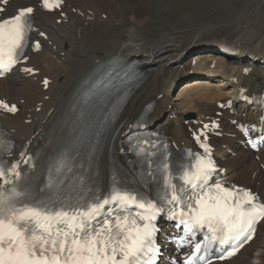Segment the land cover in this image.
Instances as JSON below:
<instances>
[{
  "label": "bare ground",
  "instance_id": "obj_1",
  "mask_svg": "<svg viewBox=\"0 0 264 264\" xmlns=\"http://www.w3.org/2000/svg\"><path fill=\"white\" fill-rule=\"evenodd\" d=\"M130 1L63 0L58 11L47 13L39 0H9L3 18L31 6L33 40L41 46L18 70L0 80V100L18 106L13 116L0 113V122L16 148L37 140L67 92L95 63L110 57L136 58L147 79L128 100L121 121L130 125L154 101L151 124L169 131L175 146L194 148L189 130L197 132L208 125L204 131L210 134V122L221 112L218 132L222 137L211 138L219 173L226 182L251 189L264 202V148L257 156L251 154L240 145L230 123L252 122L260 113L247 108L242 97L264 91V0H208L227 1L217 22L212 23L213 11L199 18L182 12L177 26L161 16L165 10H174L179 0H160L159 18L138 16ZM230 49L240 57H229ZM45 79L46 87L41 85ZM179 81L184 82L171 95ZM228 100L231 113L217 107ZM12 156L18 159L17 152ZM222 264H264V219L254 240Z\"/></svg>",
  "mask_w": 264,
  "mask_h": 264
},
{
  "label": "snow or ice",
  "instance_id": "obj_2",
  "mask_svg": "<svg viewBox=\"0 0 264 264\" xmlns=\"http://www.w3.org/2000/svg\"><path fill=\"white\" fill-rule=\"evenodd\" d=\"M0 2L7 4L9 0ZM42 4L51 11L60 7L61 0H42ZM33 11L32 7L21 8L15 16L0 20V70L7 71L17 62V52L22 47L25 31L32 28ZM5 49L6 61L2 55ZM24 71L31 73L32 69L25 68ZM44 84L47 86L48 81L45 80ZM0 106L10 113L17 111L15 105L0 102ZM204 147L207 151V146ZM161 166L167 169V164L163 161ZM16 167H0V179L5 184L9 183L7 175H20L16 172ZM194 167L196 172L193 176L189 178L186 174L185 177V182L193 187L196 186L194 181H206L215 170L210 159L200 160ZM50 187H55V181ZM216 189L231 195L221 185H216ZM29 195L26 190L17 191L15 186L0 192V264H136L154 232L148 224L143 227L136 225L135 220L131 221L132 226L129 227L127 216H112L109 213L111 218L99 221V213L109 203V198H100L99 203H93L84 210L55 209L54 200H40L32 205L24 204L20 208L15 206L18 197ZM244 196L247 199L243 202H229L227 196H207L201 193L194 197L195 207L189 205L193 215L182 222L189 227L203 228L207 225L213 239H219L221 243L230 240L239 243L242 236L247 242L252 239L255 231L253 225L259 218H264V206L258 208L250 193L245 192ZM178 198V193L173 191L171 201L175 202ZM110 200L119 203L121 211L131 204L146 211H159L156 204L144 202L143 197L138 200L137 195L130 191L118 190L110 196ZM49 203L55 210H49ZM245 204L251 207L246 209ZM140 218L147 220L151 217ZM239 246L243 247V244L239 243ZM237 251L238 248L233 246L228 255L232 256Z\"/></svg>",
  "mask_w": 264,
  "mask_h": 264
},
{
  "label": "rangeland",
  "instance_id": "obj_3",
  "mask_svg": "<svg viewBox=\"0 0 264 264\" xmlns=\"http://www.w3.org/2000/svg\"><path fill=\"white\" fill-rule=\"evenodd\" d=\"M227 1L212 3L208 0H179L177 6L174 10H165L166 14H162V18H170L171 23L175 26L178 25L182 12H190L195 17L208 16L210 13L215 12V17L212 18V23L217 22V17H221L224 12V6ZM160 0H131L130 5L132 10L138 16H148L151 15L159 18L156 8L159 6ZM158 4V5H157ZM224 5V6H223ZM216 9V10H215ZM223 14H222V13ZM169 13V14H168ZM216 19V20H215ZM184 81H179L176 87L183 83ZM175 87V88H176Z\"/></svg>",
  "mask_w": 264,
  "mask_h": 264
}]
</instances>
